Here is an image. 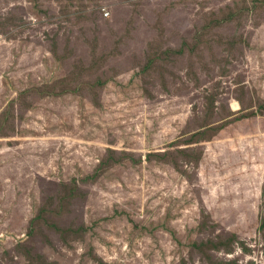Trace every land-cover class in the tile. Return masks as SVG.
Masks as SVG:
<instances>
[{
	"label": "rangeland",
	"instance_id": "1",
	"mask_svg": "<svg viewBox=\"0 0 264 264\" xmlns=\"http://www.w3.org/2000/svg\"><path fill=\"white\" fill-rule=\"evenodd\" d=\"M228 263L264 264V0H0V264Z\"/></svg>",
	"mask_w": 264,
	"mask_h": 264
},
{
	"label": "bare ground",
	"instance_id": "2",
	"mask_svg": "<svg viewBox=\"0 0 264 264\" xmlns=\"http://www.w3.org/2000/svg\"><path fill=\"white\" fill-rule=\"evenodd\" d=\"M235 107H237V105L235 104L234 105ZM43 115L41 116H38V117H30L31 120H33L36 124H33L32 127L35 128L36 131H38L40 134L42 133V128L39 127V123H42L43 125H49L51 123L50 119L49 118H44L42 117ZM27 117V116H26ZM82 134V141L79 142V144H85V135L83 132H81ZM233 230H236V228H234ZM242 249L244 250V247H242ZM249 260V259H248ZM229 264V263H228Z\"/></svg>",
	"mask_w": 264,
	"mask_h": 264
},
{
	"label": "trees",
	"instance_id": "3",
	"mask_svg": "<svg viewBox=\"0 0 264 264\" xmlns=\"http://www.w3.org/2000/svg\"><path fill=\"white\" fill-rule=\"evenodd\" d=\"M30 128L31 129H34L32 126H30L29 129L25 132L26 135H28V136H37V135H40V133L38 131H36L35 129L33 131H30ZM134 161H136V160H134ZM233 242L234 243L236 242V236L235 235H232L230 238H228L227 246H229ZM215 246L216 245L211 244V247H215Z\"/></svg>",
	"mask_w": 264,
	"mask_h": 264
}]
</instances>
